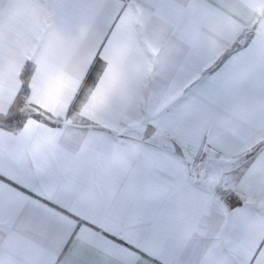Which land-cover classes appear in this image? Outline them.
Returning a JSON list of instances; mask_svg holds the SVG:
<instances>
[{
	"label": "snow or ice",
	"instance_id": "1",
	"mask_svg": "<svg viewBox=\"0 0 264 264\" xmlns=\"http://www.w3.org/2000/svg\"><path fill=\"white\" fill-rule=\"evenodd\" d=\"M0 264H264V0H0Z\"/></svg>",
	"mask_w": 264,
	"mask_h": 264
}]
</instances>
